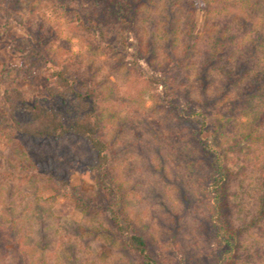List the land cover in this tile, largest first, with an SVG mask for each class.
<instances>
[{
	"label": "rangeland",
	"instance_id": "374dc122",
	"mask_svg": "<svg viewBox=\"0 0 264 264\" xmlns=\"http://www.w3.org/2000/svg\"><path fill=\"white\" fill-rule=\"evenodd\" d=\"M167 1L153 0L134 30L124 37L114 30L107 40L82 31L74 17L56 6L58 0H19L16 8L7 1L0 10V264H142L113 227L111 201L102 197L100 175L92 170L96 157L86 141L73 135L25 138L1 116L3 92L12 88L31 105L45 101L67 113V105L47 93L48 69L66 65L78 87L95 94L99 135L109 147L108 172L114 193L122 198V218L146 237L149 253L160 264H211V201L198 153L163 86L149 80L169 73V53L181 56L182 31L191 18L186 1L178 0L173 32L166 37ZM115 21L110 19L108 30ZM196 21L200 32L204 14L197 13ZM198 74L196 66L189 68L182 87L193 98L201 96ZM221 81L223 76L216 77L209 95ZM237 90L217 102L215 117L227 111ZM263 105L255 104L258 110ZM235 136L228 130L222 144ZM61 179L68 190L57 184ZM255 183L250 175L247 185ZM251 235L245 243L250 249L261 241L259 234Z\"/></svg>",
	"mask_w": 264,
	"mask_h": 264
},
{
	"label": "trees",
	"instance_id": "16d2710c",
	"mask_svg": "<svg viewBox=\"0 0 264 264\" xmlns=\"http://www.w3.org/2000/svg\"><path fill=\"white\" fill-rule=\"evenodd\" d=\"M7 1L11 7L19 6V0H0L1 11ZM177 1H167L166 37L173 32ZM185 1L183 6L191 12V18L182 31V54L178 56L174 50L169 53L173 63L167 68L169 73L158 80L153 77L149 80L163 86L167 102L177 110L179 125L188 131L198 153L211 201L210 224L215 241L211 264H264V105L259 110L255 106L256 102L264 104V0ZM151 2L58 0L56 6L74 17L82 31L107 40L106 35H113L114 30L123 37L125 32L134 30L139 14ZM200 12L204 14V22L202 31L197 32L196 15ZM114 17L115 28L108 30L107 24ZM195 66L201 89L198 98H193L190 90H182L189 80V68ZM48 72L47 93L65 103L67 113L45 101L31 105L19 89L12 88L3 92L6 110L1 116L5 123L29 139L73 135L85 140L96 157L92 170L100 175L102 197L111 201L108 211L113 227L124 237L129 251L141 257L142 264H160L149 253L146 237L120 214L122 198L118 191L114 193L115 185L108 172L109 147L99 135L101 122L94 92L80 89L78 79L67 65L49 68ZM218 76H223V81L211 96L209 90ZM235 87L238 89L235 98L218 119L213 114L215 105ZM228 130L236 136L224 146L222 137ZM252 146L255 153H251ZM244 148L248 149L246 154ZM250 175L256 182L253 188L247 185ZM57 184L62 190L69 189L66 180H58ZM113 195L117 196V203H112ZM253 233L259 234L261 241H254L250 249L245 243Z\"/></svg>",
	"mask_w": 264,
	"mask_h": 264
}]
</instances>
